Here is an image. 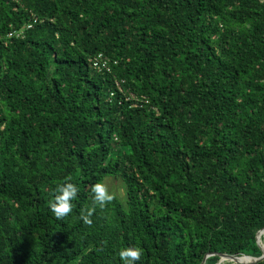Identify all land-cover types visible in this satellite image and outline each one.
<instances>
[{
    "label": "trees",
    "instance_id": "obj_1",
    "mask_svg": "<svg viewBox=\"0 0 264 264\" xmlns=\"http://www.w3.org/2000/svg\"><path fill=\"white\" fill-rule=\"evenodd\" d=\"M263 227L264 0H0V264L259 257Z\"/></svg>",
    "mask_w": 264,
    "mask_h": 264
},
{
    "label": "clouds",
    "instance_id": "obj_2",
    "mask_svg": "<svg viewBox=\"0 0 264 264\" xmlns=\"http://www.w3.org/2000/svg\"><path fill=\"white\" fill-rule=\"evenodd\" d=\"M78 186L70 181H65L58 184L54 190L53 200L50 204L51 211L57 219L66 217L73 211L74 201L78 196ZM92 204L93 206L105 207L114 199V194L111 193L103 181H98L92 186ZM88 209L86 214L82 216L86 224H91L90 219L94 210ZM262 242V240L260 239ZM143 249L140 246H126L119 250V259L121 264H137L141 260Z\"/></svg>",
    "mask_w": 264,
    "mask_h": 264
},
{
    "label": "water",
    "instance_id": "obj_3",
    "mask_svg": "<svg viewBox=\"0 0 264 264\" xmlns=\"http://www.w3.org/2000/svg\"><path fill=\"white\" fill-rule=\"evenodd\" d=\"M261 233H264V227L261 230H259L256 234V242L260 246V248L262 249V255L261 256L253 257V256H248V255L236 256V255H231V254H226V253H209V254L205 255V257L203 258V260L200 264H204L205 259L211 254H217L220 257L219 263L227 261V262H231V263H248V264H251V263H256V262L264 259V244H261V241H260V238H261L260 234Z\"/></svg>",
    "mask_w": 264,
    "mask_h": 264
},
{
    "label": "rangeland",
    "instance_id": "obj_4",
    "mask_svg": "<svg viewBox=\"0 0 264 264\" xmlns=\"http://www.w3.org/2000/svg\"><path fill=\"white\" fill-rule=\"evenodd\" d=\"M105 185L111 193L117 195L119 198H123L125 196L124 185L119 177L108 178L105 182ZM261 244H264V242H261ZM221 264L223 263L221 262Z\"/></svg>",
    "mask_w": 264,
    "mask_h": 264
},
{
    "label": "built area",
    "instance_id": "obj_5",
    "mask_svg": "<svg viewBox=\"0 0 264 264\" xmlns=\"http://www.w3.org/2000/svg\"><path fill=\"white\" fill-rule=\"evenodd\" d=\"M89 61L91 62L92 67L96 70H102V69L109 68L108 64L110 62L108 60L103 59L101 54H98L97 56L93 57ZM113 63H116V62L114 61ZM117 86H118V89L121 91L122 89L119 83H117Z\"/></svg>",
    "mask_w": 264,
    "mask_h": 264
}]
</instances>
